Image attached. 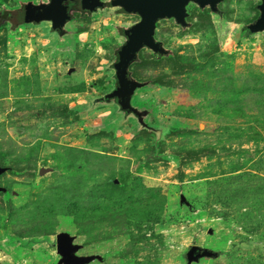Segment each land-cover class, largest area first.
I'll use <instances>...</instances> for the list:
<instances>
[{
    "label": "rangeland",
    "instance_id": "rangeland-1",
    "mask_svg": "<svg viewBox=\"0 0 264 264\" xmlns=\"http://www.w3.org/2000/svg\"><path fill=\"white\" fill-rule=\"evenodd\" d=\"M28 1L41 0H0V261L65 264L67 232L86 264H264V32L247 30L260 0L161 21L173 55L205 67L178 75L144 50L131 66L141 118L100 100L137 17L13 28ZM193 246L208 252L190 258Z\"/></svg>",
    "mask_w": 264,
    "mask_h": 264
},
{
    "label": "water",
    "instance_id": "water-1",
    "mask_svg": "<svg viewBox=\"0 0 264 264\" xmlns=\"http://www.w3.org/2000/svg\"><path fill=\"white\" fill-rule=\"evenodd\" d=\"M75 0H49L45 3L36 4L28 1L14 9L13 15H10V22L14 15H17V22H12L13 27L22 24H41L51 22V31L62 30L71 20L72 14L68 2ZM79 8L83 12H94L98 7L105 4L109 7L119 6L118 13L136 14L140 20L121 30L125 36L124 44L116 51V60L114 63L116 87L108 92L105 100H113L119 106L121 111H132L139 115L140 111L133 105V98L137 91L144 86V83L132 76L129 68L138 58V53L142 48L151 49L160 54L168 55L171 49L166 48L160 40L155 37L157 23L162 19L175 18L177 23L188 26L187 21L189 13L187 6L190 2L197 3L201 9L210 8L213 12L219 11V6L224 0H109L102 2L100 0H77ZM259 10L258 17L247 26V30L252 33L264 32V0L257 5ZM17 13V14H16ZM19 13V16H18ZM9 20V18H8ZM20 22V24H19ZM18 23V24H17ZM57 250L62 255V261L65 264H86L92 258L79 256L76 254L78 246L74 245V237L67 232L57 234ZM198 246H193L189 252V257L197 256ZM206 253L199 252V256ZM0 264H3L0 261Z\"/></svg>",
    "mask_w": 264,
    "mask_h": 264
},
{
    "label": "flooded vegetation",
    "instance_id": "flooded-vegetation-1",
    "mask_svg": "<svg viewBox=\"0 0 264 264\" xmlns=\"http://www.w3.org/2000/svg\"><path fill=\"white\" fill-rule=\"evenodd\" d=\"M49 0H41V1H39V2H36V4H40V3H45V2H48ZM100 1H102V2H107V1H109V0H100ZM261 1V0H260ZM260 3V2H259ZM258 3V4H259ZM257 4V5H258ZM68 5H69V9H70V12H71V14H72V17L74 16V12H78L80 15H87V14H89V13H94V12H97V11H100V10H106V9H114V11L115 12H117L118 13V10H119V6H117V7H109L108 5H104L103 7H98L97 9H96V11H94V12H83V11H81L80 10V8H79V2L77 1V0H75V1H72V2H68ZM191 6H197L198 8H200V6L197 4V3H194V2H190L189 4H188V6H187V11H188V13H189V16L187 17V21L190 23L188 26H183V25H180V24H178L177 23V21H176V19L175 18H171V19H162L161 21H164V20H170V21H173L177 26H181V27H189L192 23H191V21H190V16H191ZM208 8V7H207ZM206 9V8H205ZM210 9V8H209ZM258 9V8H257ZM211 10V9H210ZM258 12H259V10H258ZM215 13H217V12H215ZM120 14H122V13H120ZM128 15H134V16H136L137 17V20L133 23V24H135V23H137L139 20H140V17L138 16V15H136V14H128ZM72 19V18H71ZM161 21H159L158 23H157V27H156V32H155V37H156V39L157 40H160V39H158L157 38V28H158V25H159V23L161 22ZM48 22V21H47ZM48 23H50V27H51V22H48ZM133 24H131V25H133ZM67 25V24H66ZM131 25H129V26H131ZM129 26H125V27H129ZM66 27V26H65ZM124 27H121L120 28V33H121V30L123 29ZM65 29V28H64ZM64 29H62V30H59V29H57V30H55L54 32L55 33H59V32H62ZM123 36V35H122ZM124 38H125V36H124ZM125 40H126V38H125ZM162 43H163V45L166 47V48H169L168 47V45L165 43V42H163L162 40H160ZM124 44V43H123ZM169 49H171V48H169ZM144 50H149V51H151L153 54L155 53V54H158V55H160V56H168L169 54L170 55H173L174 54V52H173V50L171 49V52L168 54V55H165V54H160V53H156V52H154V51H152L151 49H147V48H142L140 51H139V53H138V58L137 59H139V57H140V55L142 54V52L144 51ZM136 59V60H137ZM135 60V61H136ZM134 61V62H135ZM133 62V63H134ZM132 63V64H133ZM115 87H116V84H115ZM128 111V110H127ZM127 111H124V112H127ZM145 112V110H142V111H140V114L139 115H137V114H134L132 111H131V113L132 114H134V116H136V117H138L139 116V118H141V117H143L144 116V113ZM130 114V113H129ZM199 253H197V255H198Z\"/></svg>",
    "mask_w": 264,
    "mask_h": 264
},
{
    "label": "trees",
    "instance_id": "trees-1",
    "mask_svg": "<svg viewBox=\"0 0 264 264\" xmlns=\"http://www.w3.org/2000/svg\"><path fill=\"white\" fill-rule=\"evenodd\" d=\"M24 3V2H23ZM23 3H21V4H23ZM4 9H6L5 7H2V8H0V15L2 14L3 15V17H5L6 18V16L3 14V10ZM258 15H259V12H257V14H256V16H255V18H257L258 17ZM13 28H15V27H13ZM249 32V31H248ZM154 55V59L153 60H155V61H157V60H161V59H169V60H173L174 61V63H176V65L175 66H178V67H182L181 68V70H179V72H177L176 74H178V75H180V74H182L183 72L182 71H185V70H187V68H189L190 66H197L196 68L194 67V68H192V67H190L189 68V72H187V73H192L193 71H201L202 69H204V67H205V65H203V63L202 62H197V60H195V59H193V58H184V59H178V57H175V55H168V56H160V55H158V54H153ZM183 61V63H182V61ZM192 62V63H191ZM135 63V62H134ZM133 63V64H134ZM188 63H190V64H188ZM201 63V64H200ZM207 63V62H206ZM132 66V65H131ZM131 66H130V68H129V70H130V72L131 73H133L132 71V69H131ZM132 76L133 77H136L137 76V74L135 73L134 75L132 74ZM151 82H154V83H159V84H163V85H165V84H167L168 85V82H166L163 78H154L153 80L151 79L150 80ZM186 84V83H185ZM169 85H171V84H169ZM187 85V84H186ZM100 100L101 101H105L104 100V98H100ZM230 102V101H229ZM233 102H239V100L238 99H236V101H233ZM127 113H130L131 114V111H127ZM143 114H145V112L143 113ZM259 116V115H258ZM186 152V151H185ZM180 155V157L181 156H184L185 157V155L187 156V157H189L188 156V152H186L185 154H179ZM178 155V156H179ZM5 157H6V154L5 153H1L0 154V162H3L4 160H5ZM186 158V157H185ZM198 158H199V156H198ZM122 177V179L123 180H126V177L125 176H121ZM123 180H121V181H123ZM258 180H262L263 181V184H264V178H260V179H258ZM114 187H120L118 184H114L112 181L110 182ZM123 188H126L125 186L123 187ZM207 251V250H206ZM208 252V251H207Z\"/></svg>",
    "mask_w": 264,
    "mask_h": 264
}]
</instances>
